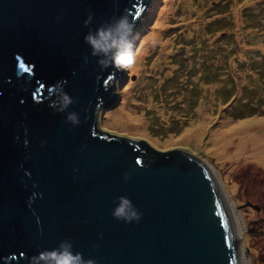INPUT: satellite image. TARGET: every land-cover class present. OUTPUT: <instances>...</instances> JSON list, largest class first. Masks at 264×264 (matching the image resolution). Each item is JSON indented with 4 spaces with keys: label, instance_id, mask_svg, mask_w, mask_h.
Returning <instances> with one entry per match:
<instances>
[{
    "label": "water",
    "instance_id": "water-1",
    "mask_svg": "<svg viewBox=\"0 0 264 264\" xmlns=\"http://www.w3.org/2000/svg\"><path fill=\"white\" fill-rule=\"evenodd\" d=\"M157 10L0 0V264L53 251L82 254L76 264H256L235 182L207 149L186 140L162 152L153 130L103 113L124 72L102 69L115 50L93 55L85 38L119 40L120 17L136 32ZM120 197L131 222L113 215Z\"/></svg>",
    "mask_w": 264,
    "mask_h": 264
},
{
    "label": "rangeland",
    "instance_id": "rangeland-1",
    "mask_svg": "<svg viewBox=\"0 0 264 264\" xmlns=\"http://www.w3.org/2000/svg\"><path fill=\"white\" fill-rule=\"evenodd\" d=\"M157 6L135 32L136 63L115 82L105 118L133 112L131 126L153 130L162 152L186 140L207 149L235 182L255 263L264 264V0Z\"/></svg>",
    "mask_w": 264,
    "mask_h": 264
},
{
    "label": "clouds",
    "instance_id": "clouds-1",
    "mask_svg": "<svg viewBox=\"0 0 264 264\" xmlns=\"http://www.w3.org/2000/svg\"><path fill=\"white\" fill-rule=\"evenodd\" d=\"M87 23V22H86ZM117 31L121 33L120 39L117 40L113 37L111 31L100 30L99 39H94L92 36H88L85 39L92 44L95 55L97 52L108 53L114 49L111 59L108 61L99 60L97 63L102 69L114 67L117 70H128L132 68L136 63V52L134 51L135 44V31L134 25L129 22L127 17H120L117 20ZM125 34H131L133 42L129 43L125 38ZM67 99V97H65ZM122 204L114 212V217L117 219L125 217V206L130 203L126 197H120ZM135 215V214H134ZM140 216H136V220H139ZM125 222H131V217H125ZM80 253L76 256H72L68 252H57L53 251L48 254L41 253L39 256L32 258V264H37L40 259H51L53 264H76L77 261L81 260ZM87 264H94V261H88Z\"/></svg>",
    "mask_w": 264,
    "mask_h": 264
},
{
    "label": "bare ground",
    "instance_id": "bare-ground-1",
    "mask_svg": "<svg viewBox=\"0 0 264 264\" xmlns=\"http://www.w3.org/2000/svg\"><path fill=\"white\" fill-rule=\"evenodd\" d=\"M160 36L159 35H155L153 38H152V40H159L160 38H159ZM141 63H140V61L138 62V65H140ZM130 110V109H129ZM133 114V112H131V114H130V112L129 111H127V112H124V113H120V114H118V115H116V120L117 121H128V123L130 124V123H132V121H136V120H138V115H132ZM200 124V123H199ZM131 125V124H130ZM201 128H203V127H201ZM201 128H199V127H197L193 132H192V134H190V136H192V135H194V134H198V129H200L201 130ZM199 130V131H200ZM236 135V133H232V135H231V137H233V136H235ZM189 136V137H190ZM237 139H232V141H236Z\"/></svg>",
    "mask_w": 264,
    "mask_h": 264
},
{
    "label": "trees",
    "instance_id": "trees-1",
    "mask_svg": "<svg viewBox=\"0 0 264 264\" xmlns=\"http://www.w3.org/2000/svg\"><path fill=\"white\" fill-rule=\"evenodd\" d=\"M137 30H138V29H137ZM137 30H136V31H137Z\"/></svg>",
    "mask_w": 264,
    "mask_h": 264
}]
</instances>
